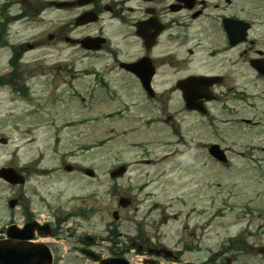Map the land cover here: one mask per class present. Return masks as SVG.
Listing matches in <instances>:
<instances>
[{
	"label": "rangeland",
	"instance_id": "obj_1",
	"mask_svg": "<svg viewBox=\"0 0 264 264\" xmlns=\"http://www.w3.org/2000/svg\"><path fill=\"white\" fill-rule=\"evenodd\" d=\"M70 48V46L63 49L58 45L52 46L49 65L68 60L72 54ZM35 53L36 51L30 52L29 57L32 58ZM99 55L100 58H103L100 62L103 72L107 77H113L112 85L117 87L120 85L125 89H120V91L129 92L131 95L128 96L140 103L142 98L134 84L124 77L120 80L121 73L118 70L109 71L107 56ZM89 58L83 61L89 63ZM46 66V62H44L40 67H35L33 71H37L35 74L41 75L40 71H43ZM44 76L52 82L50 74L44 73ZM121 81H123L122 84ZM73 83L79 92V97L75 99V102L71 101V92L63 85V81L58 80L51 85L48 89L49 93L46 95H56L60 101L57 100L55 104H47L45 101V105L48 107L45 115L36 114L28 117L25 114L24 117H19L17 119L19 129L16 132L5 128L8 122L1 123L0 127L3 129L0 137L9 142L5 146L0 145V166L10 164V151L16 147L20 148L17 159V164L20 166L35 155L36 145L49 146L56 133L61 140L57 151L49 148L48 155H45L44 165L56 169L53 176L48 179L33 177L31 182L25 185L24 195L26 191L28 195V187L33 182L38 184L43 181L49 190L48 200L53 201V205L57 209L60 207L68 209L71 207L67 201L69 193L57 196L56 191L69 188V192H75L86 199L85 203L97 206V208L94 206L96 214L91 223L94 227L93 230L98 232L97 234L104 233L105 223L112 221L110 212L112 208H117L118 198V194L111 191L112 184L108 175L111 170L125 165L127 172L117 180V184L124 190L129 189L126 196L131 198L133 204L129 213L124 211L125 219L128 222L121 221L119 224L130 225L129 221L136 222L142 212L146 209L149 210L153 204H159L160 211L158 213L163 214V221L158 228L163 236L162 243L175 246V241L182 237L181 241H184L185 244L191 246L199 244L203 248V252L187 254L185 259L202 260L207 255L220 253L223 250L225 252V249L228 248L229 238L241 236V241L245 242L246 247H241L240 244V247L237 248L240 252L236 251L230 254L231 251L225 254L227 257L235 256L232 257L233 260L230 264H264V258L256 252L257 248L264 245V163H255L249 156H240L248 144L264 145V128L250 130V127L244 124H232L231 122H237V119L231 117L229 124L215 123L210 126L207 135L202 136V128L197 130L196 127H193L194 121L189 118L185 119L183 126L181 124L180 126L183 127V134L190 144L187 147L163 146L155 141H173L175 134L171 127L154 124L147 129L136 118L143 114L149 117L156 115L165 117L167 112L177 106L172 97L169 100L157 101L156 108L151 104L141 103L132 111L133 113L128 115L127 120L116 121L117 129L112 131L110 129L112 125L115 126V123L112 124L104 119L106 112L113 108V105L104 96L105 93L98 91L97 101H91V86L93 85L91 78L80 76ZM80 97L83 98V102H80ZM93 102L98 103L93 104V106H97L95 111L89 110ZM38 103L35 100L28 103L22 98L8 97L5 91L0 92V113L12 110V108L21 110V112L30 110L31 106L35 107ZM166 103L168 104L167 108ZM143 107L144 109H140ZM64 108L74 110L67 111ZM218 110L219 104L214 106L213 113L218 115ZM96 115L97 121H95ZM242 116L249 115L243 114ZM222 117L228 118V116ZM78 119L81 120V125L61 129L60 126L67 121H72L74 124ZM29 125L38 126L33 130ZM131 127H139V129L132 133V129H129ZM192 127L196 130L190 133ZM199 136L202 137L200 140L202 143H218L222 148L228 150L227 155L230 157V162L227 166L216 163L206 153V150L197 141ZM190 138H194V140L191 141ZM27 139L36 141L26 143ZM95 140L102 143L96 146L93 144ZM139 140H151L152 142L147 143L146 147L133 146ZM78 142L82 145V151L74 158H68L67 150ZM89 145L93 149L83 151L85 150L84 146H87L88 149ZM175 149L177 152L174 153ZM250 154L260 155L256 151ZM68 163L80 167L90 166L95 171V179H87L78 172L66 174L62 167ZM12 192V188L0 183V226L7 219L6 199L12 196ZM257 192L258 195L255 194ZM257 196L258 200L256 201ZM143 197L145 200L142 199ZM180 198L185 200L184 205L180 201H176ZM254 201L257 202L256 205L260 207L259 209H262L259 211L263 214L262 217L255 216L256 214H251L252 212L249 211L250 203ZM223 204L225 205L223 206ZM35 205L41 207L37 201H35ZM135 206L139 208L137 214L133 211ZM186 211H189V218L185 216ZM155 213L157 214V212ZM134 215L136 217L132 218ZM173 216L174 219H172ZM122 230L126 231L125 227ZM75 237L77 236L75 235ZM76 256V254H71L68 258L62 259L59 264H91ZM225 256L219 259L221 264H224ZM126 257L136 263H139L138 260L141 258L140 256L136 257L132 252H129Z\"/></svg>",
	"mask_w": 264,
	"mask_h": 264
},
{
	"label": "flooded vegetation",
	"instance_id": "obj_2",
	"mask_svg": "<svg viewBox=\"0 0 264 264\" xmlns=\"http://www.w3.org/2000/svg\"><path fill=\"white\" fill-rule=\"evenodd\" d=\"M93 18L95 21L81 24ZM83 36L106 37L101 51L108 58L109 71L119 68L122 62L142 59L150 63L155 71L152 81L170 83L163 92L155 90L150 98L169 93L181 101V82L191 77H210L211 84L194 80L186 86L187 90L201 96L200 100L208 109L209 105L221 101L223 113L233 114L244 124L252 125L253 130L264 128V124L258 125L264 120V0H0V92L6 91L12 98L31 96L32 86L43 87L44 73H54V78L62 77L63 81L67 76L75 77L65 72L71 64L58 61L49 65L50 49L56 45L63 49L69 44L73 54L80 52L78 41ZM34 51L36 53L30 58L29 53ZM44 62L47 66L40 71L41 75L35 74L37 71L33 69ZM126 74L138 88L140 84L134 75ZM108 84L96 86L107 88ZM48 89L47 81L45 90ZM207 98L213 100L207 101ZM231 101L233 106L227 104ZM180 109L182 115L196 120L192 126H209V112L201 115L186 111L184 107ZM39 110L36 107L34 112ZM243 111L249 112L251 117H240ZM53 146L49 145L42 152ZM42 158L37 156L19 170L25 171L29 178H46L47 169L41 167ZM81 171L77 165L72 167V173ZM44 184L43 181L33 182L29 187L31 198L36 197L42 209L49 205V190H44ZM19 195L16 197L17 211L28 205L23 194ZM30 205L33 206L32 202ZM81 208L80 203H73L71 208H64V212L57 210L61 225L73 220L72 225L78 228L80 224L75 218L80 216L77 211L80 213ZM35 210L36 214L30 217L22 216L21 225L29 221L46 223L44 219H36V216H43L42 210L39 207ZM92 216L93 212L87 208L82 216L84 224L90 225ZM146 221V218L140 220L131 237L116 233L123 241L118 237L113 240L111 230L106 236L75 239L62 238L64 235L58 226L51 229V235L67 245V256L73 251L76 254L75 250L79 253L82 249H91L102 258H119L133 248L134 253L144 255L140 264H208V261L183 260L190 251L179 249L178 243L170 259L166 260L164 254L150 253L146 246H159V239L151 220L144 223ZM5 236L6 228L0 227V240Z\"/></svg>",
	"mask_w": 264,
	"mask_h": 264
},
{
	"label": "water",
	"instance_id": "obj_3",
	"mask_svg": "<svg viewBox=\"0 0 264 264\" xmlns=\"http://www.w3.org/2000/svg\"><path fill=\"white\" fill-rule=\"evenodd\" d=\"M210 153L216 158L222 159L217 147H213ZM13 175L12 172H7L1 176L8 181H12ZM89 175L91 174L89 173ZM5 245L0 248V264H50V256L43 246L29 244L15 246L11 241Z\"/></svg>",
	"mask_w": 264,
	"mask_h": 264
}]
</instances>
